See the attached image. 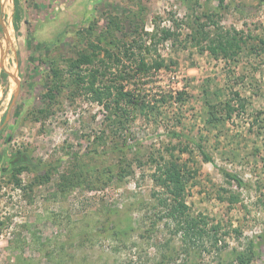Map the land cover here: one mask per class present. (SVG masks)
I'll list each match as a JSON object with an SVG mask.
<instances>
[{
  "label": "rangeland",
  "instance_id": "rangeland-1",
  "mask_svg": "<svg viewBox=\"0 0 264 264\" xmlns=\"http://www.w3.org/2000/svg\"><path fill=\"white\" fill-rule=\"evenodd\" d=\"M0 25V264H264V0H0ZM171 160L203 247L153 226Z\"/></svg>",
  "mask_w": 264,
  "mask_h": 264
},
{
  "label": "trees",
  "instance_id": "trees-1",
  "mask_svg": "<svg viewBox=\"0 0 264 264\" xmlns=\"http://www.w3.org/2000/svg\"><path fill=\"white\" fill-rule=\"evenodd\" d=\"M1 30V29H0ZM96 47L93 46V50ZM115 61L117 64L120 62L117 57H115ZM80 62L78 61L75 67L80 66ZM139 69H145V64L142 62L139 65ZM119 76H121L120 81H126V83L130 82V79H126V76H131L130 73L122 74V71H118ZM3 76L4 73L1 72ZM126 75V76H125ZM134 76V75H132ZM83 79H81L82 81ZM125 85L120 83L116 89L118 93V97L112 98L110 100V105L114 104L115 106H119L120 101L128 102L132 106H139L141 109L145 110H152L154 108L153 105L145 98L140 97L136 91L132 89H125ZM125 89V90H124ZM101 95H103L101 93ZM99 96V95H98ZM180 99V98H179ZM100 100V99H99ZM107 104V108L110 106ZM216 105L207 104V116L206 124L208 126H213L215 121L218 120L215 115L214 111L216 110ZM227 110L229 112L233 111L234 109H230V106L227 105ZM169 136L172 138L181 139L184 135L181 133H177L175 131H170ZM189 139V138H187ZM189 143L194 145L197 149L201 159L203 162L212 165L214 168L218 169L216 164L214 163L210 153L205 149L204 145L201 142H197L194 138L189 139ZM27 161V158L24 157L21 153H17L11 157H8L6 162L5 170H13V171H20V164ZM19 165V166H18ZM17 168V169H16ZM16 169V170H15ZM220 173L223 175L224 178L228 180L230 183H234L236 187L242 188L244 186L243 180L237 175L232 172H229L225 169H218ZM190 173L188 170H185L184 165L180 164L177 160L167 161L164 164H160L157 169V173L155 174V181L156 184L162 188L161 193H157V197L155 198V206L154 208L157 209L156 221L153 222V226L156 227L160 222H170L163 223V225L168 230L169 234H177L178 232L183 233V237H190L195 238V246L196 247H203L204 240V228L203 226L206 224V218L201 215L200 213L196 217H191L189 214V207L186 203V185L189 182ZM153 208V207H152ZM171 227V228H170ZM216 231V230H215ZM151 232V230H146V234ZM241 260V258H239Z\"/></svg>",
  "mask_w": 264,
  "mask_h": 264
},
{
  "label": "water",
  "instance_id": "water-1",
  "mask_svg": "<svg viewBox=\"0 0 264 264\" xmlns=\"http://www.w3.org/2000/svg\"><path fill=\"white\" fill-rule=\"evenodd\" d=\"M0 29H1V25H0Z\"/></svg>",
  "mask_w": 264,
  "mask_h": 264
}]
</instances>
